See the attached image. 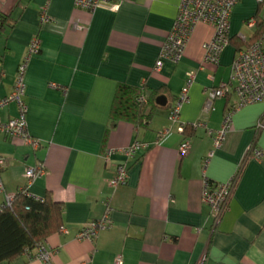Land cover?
Wrapping results in <instances>:
<instances>
[{
  "label": "crops",
  "instance_id": "obj_1",
  "mask_svg": "<svg viewBox=\"0 0 264 264\" xmlns=\"http://www.w3.org/2000/svg\"><path fill=\"white\" fill-rule=\"evenodd\" d=\"M181 0H118L116 12L77 9L75 0H0V101L13 91L18 66L27 58L24 76L25 121L36 149L17 137L0 133V178L7 195L19 191L59 204L61 226L42 241L53 252L51 264H264V158L246 159L252 146L264 150V129L258 124L264 104L234 111L222 147L212 151L210 131L220 128L236 104L231 64L240 26L262 8L241 0L230 18L231 41L217 65L203 63L202 45L213 29L198 25L178 64L154 66L177 16ZM45 8L51 18L40 22ZM36 40L38 52L28 55ZM195 74L188 102L178 123L168 113ZM232 83L229 92L204 110L209 90ZM125 85L163 98L147 128L119 121L110 127L116 91ZM163 104V105H164ZM18 115L11 102L0 122ZM183 126V132H179ZM183 139L186 156L178 153ZM134 141L147 148L128 161V178L109 187L122 150ZM107 158V153L111 152ZM42 165L31 182L27 168ZM238 173L229 209L214 222L202 202L205 180L211 188ZM4 196L0 195V208ZM112 209L110 226L93 241L76 236ZM35 253V252H34ZM33 253V254H34ZM0 264H40L26 254Z\"/></svg>",
  "mask_w": 264,
  "mask_h": 264
},
{
  "label": "built area",
  "instance_id": "obj_2",
  "mask_svg": "<svg viewBox=\"0 0 264 264\" xmlns=\"http://www.w3.org/2000/svg\"><path fill=\"white\" fill-rule=\"evenodd\" d=\"M241 0H181L178 6V12L174 24L169 31L166 40L160 50L158 59L155 63L154 70L161 69L163 62L168 61L172 64H178L185 53L187 44L195 31V28L202 24L209 26L213 29V37L210 41L202 45L203 50V63L217 65L219 63L220 55L223 50L229 46L231 41L230 33V18L234 7ZM257 5L264 9V0H253ZM118 0H75V7L89 13H93L97 9H104L109 12H116L118 10ZM51 18L47 14L45 8L40 11V22L48 23ZM262 34L260 38L252 43L249 47L237 50L231 64V82H233V89L236 95L235 106L227 111L223 118V123L218 130L210 131L212 139V151L209 153L208 158L204 162V166L208 164V159L213 156L215 150L222 147V143L230 130L232 123V116L234 111L244 108L249 105L258 103L264 104V15L261 18ZM248 30H255L256 19L250 18L246 21ZM236 39L241 43L248 42V38L242 34H238ZM38 52V44L33 40L29 45L28 55ZM27 58L21 62L17 68L16 79L13 91L9 97L0 101V111L14 102L17 106L18 115L16 118L10 119L5 123L0 122V133L8 137H17L23 140L24 144L36 149L39 145L38 141L32 139L28 132L25 121V103H24V76L26 72ZM195 80L194 73L186 75L185 84L180 90L175 103L170 108L168 113V121L171 124L178 123L179 111L182 105L188 102V92L190 86ZM232 83L220 84L218 88L211 89L206 95L204 102V110L208 111L215 99L224 97L230 90ZM258 129H264V115ZM179 132H183V126H179ZM147 148V145L134 141L126 149L122 150V155L125 161L116 166L112 178L109 180L108 185L112 189H116L126 183L128 178L127 163L134 158L136 154ZM189 150V142L183 139L179 145L178 153L181 157L186 156ZM107 153V158L111 155ZM264 158V150H258L250 147L247 151L246 159L260 160ZM4 167V160L0 157V171ZM240 170L226 183L219 184L213 189L208 181L205 180L204 188L202 191V202L210 207L213 214L214 222L220 221L222 216L229 209V201L232 192L237 183ZM44 168L38 165L34 168H27L25 177L28 182H31L37 177L42 176ZM22 192L26 195L25 189ZM0 195L4 196V203L2 208L12 207L14 196L7 195L0 178ZM29 196V195H28ZM38 200L36 198H33ZM112 209L106 205L103 216L87 226H85L76 236L78 241H93L97 235L108 229L110 226V215ZM61 234H66V229L61 226L59 228ZM29 259L37 260L40 264H51L53 252L46 249L44 245L38 246L33 255L25 252ZM113 264H122V258L117 256Z\"/></svg>",
  "mask_w": 264,
  "mask_h": 264
},
{
  "label": "trees",
  "instance_id": "obj_3",
  "mask_svg": "<svg viewBox=\"0 0 264 264\" xmlns=\"http://www.w3.org/2000/svg\"><path fill=\"white\" fill-rule=\"evenodd\" d=\"M4 20L5 18L0 16V30L3 28ZM255 30L248 42H236L237 50L249 47L260 38L263 31L261 20L256 19ZM159 106L154 94L148 95L143 88L134 89L121 85L114 97L110 127L113 128L119 121H128L136 127L147 128ZM161 107H165V104ZM60 226L59 204L49 198L35 200L19 191L14 196L11 209L0 210V262L8 261L25 252L33 255L42 241Z\"/></svg>",
  "mask_w": 264,
  "mask_h": 264
},
{
  "label": "rangeland",
  "instance_id": "obj_4",
  "mask_svg": "<svg viewBox=\"0 0 264 264\" xmlns=\"http://www.w3.org/2000/svg\"><path fill=\"white\" fill-rule=\"evenodd\" d=\"M263 15H264V9L263 8H261L259 11H258V13L256 14V19L257 20H261V18L263 17ZM254 18V17H253ZM246 23V22H245ZM245 23H243L241 26H240V29H239V34H242V35H244L245 37H247L248 38V41L252 38V36L254 35V32L256 31V30H248L247 29V27H246V24Z\"/></svg>",
  "mask_w": 264,
  "mask_h": 264
},
{
  "label": "water",
  "instance_id": "obj_5",
  "mask_svg": "<svg viewBox=\"0 0 264 264\" xmlns=\"http://www.w3.org/2000/svg\"><path fill=\"white\" fill-rule=\"evenodd\" d=\"M156 103H157L158 105L162 106V105L165 103V101H164L163 98H158V100L156 101Z\"/></svg>",
  "mask_w": 264,
  "mask_h": 264
}]
</instances>
